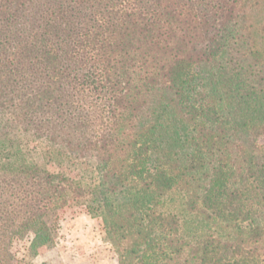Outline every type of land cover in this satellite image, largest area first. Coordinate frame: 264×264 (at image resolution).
<instances>
[{
    "label": "trees",
    "instance_id": "16d2710c",
    "mask_svg": "<svg viewBox=\"0 0 264 264\" xmlns=\"http://www.w3.org/2000/svg\"><path fill=\"white\" fill-rule=\"evenodd\" d=\"M67 209L117 264H264V0H0V264Z\"/></svg>",
    "mask_w": 264,
    "mask_h": 264
},
{
    "label": "rangeland",
    "instance_id": "374dc122",
    "mask_svg": "<svg viewBox=\"0 0 264 264\" xmlns=\"http://www.w3.org/2000/svg\"><path fill=\"white\" fill-rule=\"evenodd\" d=\"M50 228L53 241L35 254L29 249L31 237L13 244L11 252L18 264H117L112 249L103 242L100 223L83 211L58 213Z\"/></svg>",
    "mask_w": 264,
    "mask_h": 264
}]
</instances>
